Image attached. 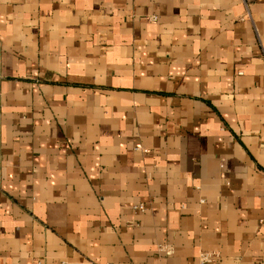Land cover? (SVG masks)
Here are the masks:
<instances>
[{"label":"crops","instance_id":"1","mask_svg":"<svg viewBox=\"0 0 264 264\" xmlns=\"http://www.w3.org/2000/svg\"><path fill=\"white\" fill-rule=\"evenodd\" d=\"M0 264H264V0H0Z\"/></svg>","mask_w":264,"mask_h":264},{"label":"built area","instance_id":"2","mask_svg":"<svg viewBox=\"0 0 264 264\" xmlns=\"http://www.w3.org/2000/svg\"><path fill=\"white\" fill-rule=\"evenodd\" d=\"M249 0H245V2H248ZM136 209L140 210V211H144V207L142 205H139L137 207H135ZM215 257V255H209V254H202L200 256V260L203 262V263H210L213 258Z\"/></svg>","mask_w":264,"mask_h":264}]
</instances>
